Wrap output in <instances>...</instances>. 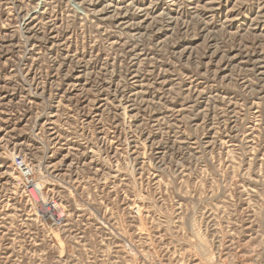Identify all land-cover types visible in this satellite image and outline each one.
I'll return each instance as SVG.
<instances>
[{"label": "rangeland", "instance_id": "rangeland-1", "mask_svg": "<svg viewBox=\"0 0 264 264\" xmlns=\"http://www.w3.org/2000/svg\"><path fill=\"white\" fill-rule=\"evenodd\" d=\"M0 264H264V0H0Z\"/></svg>", "mask_w": 264, "mask_h": 264}, {"label": "bare ground", "instance_id": "bare-ground-1", "mask_svg": "<svg viewBox=\"0 0 264 264\" xmlns=\"http://www.w3.org/2000/svg\"><path fill=\"white\" fill-rule=\"evenodd\" d=\"M41 210L43 209L45 212H55L56 215L60 216V208L58 207L57 204L55 203H51V204H47V205H44V206H41ZM53 214V213H52ZM55 217V216H54Z\"/></svg>", "mask_w": 264, "mask_h": 264}]
</instances>
